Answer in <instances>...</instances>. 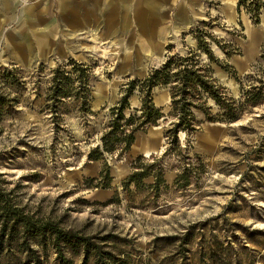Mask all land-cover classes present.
Masks as SVG:
<instances>
[{
    "label": "rangeland",
    "instance_id": "374dc122",
    "mask_svg": "<svg viewBox=\"0 0 264 264\" xmlns=\"http://www.w3.org/2000/svg\"><path fill=\"white\" fill-rule=\"evenodd\" d=\"M258 2L255 22L238 0H0V91L15 99L0 115L6 198L34 219L92 238L112 254L109 264H211V251L219 252L216 264H264V103L245 107L230 123H209L193 110L197 130L178 133L181 156H163L170 95L169 87H156L152 103L164 116L157 128L137 132L121 158L86 159L129 83L195 50L197 28L236 50L227 58L204 36L235 71L212 64L227 97L239 100L242 90L263 84L264 0ZM70 60L90 70L91 114L66 116L57 129L42 105L51 72ZM3 69L15 71L14 86L4 85ZM134 91L126 116L140 107ZM207 105L217 112L211 100ZM155 161L163 169L158 189L150 186L153 176L123 187L133 167ZM104 163L106 188L99 184ZM184 167L190 181L181 188L174 181ZM65 257L100 264L82 248ZM42 262L60 264L52 248Z\"/></svg>",
    "mask_w": 264,
    "mask_h": 264
},
{
    "label": "trees",
    "instance_id": "16d2710c",
    "mask_svg": "<svg viewBox=\"0 0 264 264\" xmlns=\"http://www.w3.org/2000/svg\"><path fill=\"white\" fill-rule=\"evenodd\" d=\"M261 6L258 0L249 3L247 0H238L237 4L238 9L243 7L247 13L252 14L255 22ZM205 33L198 28L194 31L197 42L195 50L185 56L172 55L159 68L151 70L142 81L129 83L118 102L109 109V120L99 137V144L86 154L88 162L104 160L105 155L116 154L118 158L123 157L134 144L137 132H146L147 128L158 125L164 116L161 109L152 103L151 91L156 87H169L170 95L169 116L172 121L163 134L168 147L163 156L170 153L181 156L182 149L177 136L179 132H183L189 137L197 130L198 122L193 110L200 111L209 123H230L239 118L245 107L264 103V83L242 90L239 100L226 96L225 90L212 78V64L231 76L235 75V71L213 54L204 36L211 39L227 58L235 54L236 50ZM89 76L87 66L72 60L51 72L42 111L50 115L57 129L66 116L75 114L84 118L91 114ZM2 78L5 86L12 87L17 83L13 70L3 69ZM136 87L140 107L126 116L124 112L129 109V99ZM208 100L217 108L216 113L210 111ZM12 102L15 99L0 91V115H3V109L11 106ZM188 172L189 169L184 167L177 174L174 185L181 188L187 186L190 181ZM149 176L154 177V182L150 185L153 189H158L163 184V169L159 161L145 168L133 167L132 173L123 182V187L138 185ZM108 183V167L104 163L99 173V184L106 188ZM6 197L0 189V264H43L42 253L47 248L55 251L60 264H70L65 251L73 252L78 248L93 251L100 264H109L106 261L113 257L112 254L102 251L101 246L93 242L92 238L63 230L57 223L49 220L34 219L12 205ZM218 256L219 252L211 251L208 260L211 264H216Z\"/></svg>",
    "mask_w": 264,
    "mask_h": 264
},
{
    "label": "bare ground",
    "instance_id": "6f19581e",
    "mask_svg": "<svg viewBox=\"0 0 264 264\" xmlns=\"http://www.w3.org/2000/svg\"><path fill=\"white\" fill-rule=\"evenodd\" d=\"M146 151H148V152H146ZM146 151H144L145 152V154L148 156V154H149V156L151 155V153H150V150H146ZM148 156V157H149Z\"/></svg>",
    "mask_w": 264,
    "mask_h": 264
},
{
    "label": "crops",
    "instance_id": "0c3cea01",
    "mask_svg": "<svg viewBox=\"0 0 264 264\" xmlns=\"http://www.w3.org/2000/svg\"><path fill=\"white\" fill-rule=\"evenodd\" d=\"M156 128H157V126H155V127H152V129H156ZM144 155H146V154H145V152H144ZM148 155H149V154H148ZM146 156H147V155H146Z\"/></svg>",
    "mask_w": 264,
    "mask_h": 264
},
{
    "label": "water",
    "instance_id": "95a60500",
    "mask_svg": "<svg viewBox=\"0 0 264 264\" xmlns=\"http://www.w3.org/2000/svg\"><path fill=\"white\" fill-rule=\"evenodd\" d=\"M164 118H162V120H163Z\"/></svg>",
    "mask_w": 264,
    "mask_h": 264
}]
</instances>
